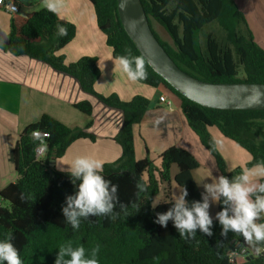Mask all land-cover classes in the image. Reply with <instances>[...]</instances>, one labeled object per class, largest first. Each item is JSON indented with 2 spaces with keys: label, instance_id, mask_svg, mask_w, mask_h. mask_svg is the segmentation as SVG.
<instances>
[{
  "label": "trees",
  "instance_id": "16d2710c",
  "mask_svg": "<svg viewBox=\"0 0 264 264\" xmlns=\"http://www.w3.org/2000/svg\"><path fill=\"white\" fill-rule=\"evenodd\" d=\"M11 1V0H5ZM94 6L99 29L106 35L114 57L131 49L141 55L127 35L119 19L117 0H89ZM151 28L170 57L193 77L212 83H264V48L255 40L245 14L235 0H141ZM170 36L172 44L161 40L153 22ZM67 28V35H57V25ZM76 37V26L42 9L21 26L12 20L8 41L0 35V49L14 56H27L75 78L82 91L92 95L109 108L123 114V125L115 140L122 149L121 157L103 166L102 175L118 185V196L128 205V215L122 212L116 219L92 216L81 219L78 230L66 221L62 207L68 195L77 191L68 172L49 170L52 159L62 158L78 140L96 137L87 128H70L49 115L29 125L20 135L13 150L18 179L0 190V239L8 232L23 264H54L59 246L71 241L73 247L87 250L99 245V264H239L237 247L247 248L241 235L229 232L221 236L219 221H213V235L197 230L194 239H182L173 226L155 223L156 214L172 207L173 201L154 205L163 183L172 181L171 169L177 166L175 182L188 192L189 204L201 201L202 194L194 180L198 160L189 151L171 147L160 157L157 167L149 158H136L134 128L144 119L150 100L135 96L122 101L118 95L103 96L95 90L101 76L97 58L83 57L67 63L58 52ZM148 78L138 81L154 88L164 86L177 95L190 128L200 138L202 146L214 157L222 175L232 178L244 167L227 171L224 157L217 149L210 130L217 128L226 138L236 142L251 155L246 167L264 161V111H226L203 107L176 91L147 63ZM75 107L92 116L90 102ZM34 129L51 134L46 139L47 154L36 160ZM147 185L136 196V183ZM23 194L24 199H21ZM136 205V207H133ZM219 202V211L222 208ZM120 212L119 205L116 208ZM264 264V253L250 261Z\"/></svg>",
  "mask_w": 264,
  "mask_h": 264
},
{
  "label": "crops",
  "instance_id": "0c3cea01",
  "mask_svg": "<svg viewBox=\"0 0 264 264\" xmlns=\"http://www.w3.org/2000/svg\"><path fill=\"white\" fill-rule=\"evenodd\" d=\"M19 7L16 14L0 9V35L8 41L12 20L23 25L34 13L45 9L42 0H11ZM245 14L256 42L264 48V33L254 21L249 22L248 13L252 10L249 0H235ZM59 18L76 26V37L58 52L64 55L67 63H75L83 57L97 58L101 72L95 84L100 95H118L122 101H131L135 96L150 100V107L142 122L134 128L136 158H149L158 167L161 155L171 147L185 149L192 153L200 166L193 171L194 180L204 194V183H210L222 175L214 157L202 146L198 135L190 128L182 110L180 98L164 86L157 88L132 82L118 67H115L113 49L107 44L106 35L99 29L94 6L89 0H63ZM252 25V28L250 26ZM161 95L172 101L171 107L161 104ZM88 101L93 106L92 116L81 113L75 105ZM49 115L70 128H87L96 141L81 139L73 143L66 154L55 159V171L69 172L71 162L77 157H89L106 163L117 161L122 149L115 137L123 125V114L104 105L98 98L82 91L78 81L70 75L61 73L46 63L27 56H14L0 49V190L15 183L18 179L13 161V150L20 135L29 125ZM211 137L224 157L226 168L231 172L246 167L251 155L236 142L226 138L217 128L210 130ZM177 167L171 169L172 181L166 183L170 188L157 206L173 201L181 189L175 182ZM175 182V183H174ZM176 184V185H175ZM177 186V187H176ZM159 196V195H158ZM157 196V197H158ZM211 203L210 214L215 219L219 212V202ZM264 249V244L248 246L251 255L257 257L255 248ZM239 264H251L236 253Z\"/></svg>",
  "mask_w": 264,
  "mask_h": 264
},
{
  "label": "clouds",
  "instance_id": "9594fccd",
  "mask_svg": "<svg viewBox=\"0 0 264 264\" xmlns=\"http://www.w3.org/2000/svg\"><path fill=\"white\" fill-rule=\"evenodd\" d=\"M43 7L52 14L59 16L63 0H42ZM123 6V5H122ZM67 28L57 25V35H67ZM124 55L115 57V67L126 75L132 82L148 78L147 61L144 55H132L131 49L126 48ZM33 141H39L34 149L37 159L43 157L48 150L46 139L51 138L48 132L34 129L30 134ZM104 162L89 157H77L70 165L69 175L73 183L79 182L74 195H68L62 213L73 230H78L81 219L92 216H104L116 219L122 212L128 215V205L122 203L118 196V185L106 179L103 173ZM136 196L146 191L147 185L137 182ZM204 194L201 201L191 204L186 197L189 195L184 188L176 195L172 207L164 213H157L155 223L167 227L172 221L173 226L182 239H194L197 230L213 235V217L210 214L211 203L221 202L222 208L216 213L215 219L221 226V236L227 237L229 232L239 234L248 246L264 244V161L253 164L251 168L244 167L240 174L231 179L220 175L210 183H204ZM21 199H24L23 194ZM119 205L120 212L116 211ZM136 207V205H133ZM14 235L8 232L0 239V264H23L20 253L13 243ZM54 264H99L97 245L90 251L83 245L73 247L71 241L59 246ZM257 253L264 251L255 248Z\"/></svg>",
  "mask_w": 264,
  "mask_h": 264
},
{
  "label": "water",
  "instance_id": "95a60500",
  "mask_svg": "<svg viewBox=\"0 0 264 264\" xmlns=\"http://www.w3.org/2000/svg\"><path fill=\"white\" fill-rule=\"evenodd\" d=\"M117 4L123 28L139 53L181 95L209 109L264 111V83H212L193 77L175 63L155 36L141 0H117ZM55 161L51 160L53 166ZM49 172L53 174L52 167ZM236 251L248 261L255 258L247 248Z\"/></svg>",
  "mask_w": 264,
  "mask_h": 264
},
{
  "label": "rangeland",
  "instance_id": "374dc122",
  "mask_svg": "<svg viewBox=\"0 0 264 264\" xmlns=\"http://www.w3.org/2000/svg\"><path fill=\"white\" fill-rule=\"evenodd\" d=\"M249 3L251 4V7H252V10L247 15L248 16V19H249V22L252 19L254 21V23L256 24V27L260 31H262L261 29H263V31H262V34H263L264 33V0H249ZM250 26L252 28V25L251 24H250ZM153 27H154V30L157 32L158 36L161 38V40L172 44L170 36L155 21L153 22ZM169 190H170V188L167 186V184L166 183H163L162 186H161V191L159 193V196L158 197L156 196V198L154 200L155 205L158 204V202L163 201L162 199L166 195H167V197L165 198V200L166 199L167 200L169 199V196H168L169 195V192H170ZM236 257H237V255H236Z\"/></svg>",
  "mask_w": 264,
  "mask_h": 264
},
{
  "label": "built area",
  "instance_id": "2783aa9c",
  "mask_svg": "<svg viewBox=\"0 0 264 264\" xmlns=\"http://www.w3.org/2000/svg\"><path fill=\"white\" fill-rule=\"evenodd\" d=\"M0 9H4L10 14H16L19 11V7L16 3H14L13 1H5V0H0ZM159 101L161 104L165 105L166 107L172 106V101L165 95H161ZM46 154L40 159H43L46 156ZM40 159H37L36 156V160H40Z\"/></svg>",
  "mask_w": 264,
  "mask_h": 264
}]
</instances>
